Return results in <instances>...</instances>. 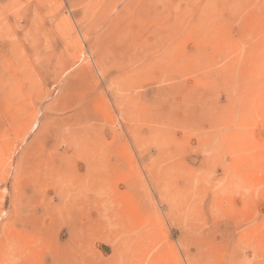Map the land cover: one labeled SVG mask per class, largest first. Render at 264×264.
I'll list each match as a JSON object with an SVG mask.
<instances>
[{"label": "rangeland", "instance_id": "1", "mask_svg": "<svg viewBox=\"0 0 264 264\" xmlns=\"http://www.w3.org/2000/svg\"><path fill=\"white\" fill-rule=\"evenodd\" d=\"M0 264H264V0H0Z\"/></svg>", "mask_w": 264, "mask_h": 264}, {"label": "bare ground", "instance_id": "2", "mask_svg": "<svg viewBox=\"0 0 264 264\" xmlns=\"http://www.w3.org/2000/svg\"><path fill=\"white\" fill-rule=\"evenodd\" d=\"M259 75V74H258ZM251 77V76H250ZM248 80V79H247ZM261 93V92H260ZM263 241V240H262ZM262 250H263V248H262Z\"/></svg>", "mask_w": 264, "mask_h": 264}]
</instances>
